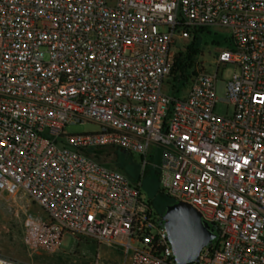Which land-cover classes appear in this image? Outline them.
Segmentation results:
<instances>
[{"label": "built area", "instance_id": "1", "mask_svg": "<svg viewBox=\"0 0 264 264\" xmlns=\"http://www.w3.org/2000/svg\"><path fill=\"white\" fill-rule=\"evenodd\" d=\"M208 28L229 46L213 71L195 56L169 95L177 53ZM84 122L99 130H65ZM106 147L140 156L135 184L92 155ZM147 172L215 228L191 264H264V0H0V193L39 207L23 218L28 249L71 234L124 263L177 264Z\"/></svg>", "mask_w": 264, "mask_h": 264}, {"label": "rangeland", "instance_id": "2", "mask_svg": "<svg viewBox=\"0 0 264 264\" xmlns=\"http://www.w3.org/2000/svg\"><path fill=\"white\" fill-rule=\"evenodd\" d=\"M230 38L231 33L224 29H205L199 33V52L196 58L203 61L207 70H215L213 58L217 50L229 46ZM233 70L232 67H227L222 77L218 79L219 97L225 96V82L231 77ZM165 87L171 96L180 97L183 94V88L175 92ZM217 110L225 109L222 104H217ZM65 130L69 134L96 132L99 130V125L93 122L68 124ZM98 159L119 169L132 184L139 180L141 159L137 153H124L117 148L106 147L101 150ZM157 187L156 175L147 172L141 187L143 196L152 199L153 210L161 213L168 199L165 193L157 190ZM28 211L40 212V209L26 197L9 199L0 193V255L33 264H93L96 257L99 258L100 264H129L124 263L121 250L94 242L88 243L83 239L75 240L71 234L63 236L61 247L55 251L28 249L23 240V218Z\"/></svg>", "mask_w": 264, "mask_h": 264}, {"label": "water", "instance_id": "3", "mask_svg": "<svg viewBox=\"0 0 264 264\" xmlns=\"http://www.w3.org/2000/svg\"><path fill=\"white\" fill-rule=\"evenodd\" d=\"M161 219L177 264L197 261L201 249L216 237L214 226L188 203H168Z\"/></svg>", "mask_w": 264, "mask_h": 264}, {"label": "trees", "instance_id": "4", "mask_svg": "<svg viewBox=\"0 0 264 264\" xmlns=\"http://www.w3.org/2000/svg\"><path fill=\"white\" fill-rule=\"evenodd\" d=\"M201 29L194 31V36L191 40V43L187 46L185 52H178L176 55V61L175 65L173 67V80L177 82L176 91H179V88L185 84L188 78V73L190 71L191 65L193 63V60L195 56L199 52V33L201 32ZM103 148H99L92 151V155L98 159V156ZM99 160V159H98ZM100 161V160H99ZM103 162V161H102ZM158 191H161L159 187H157ZM167 204L172 203L173 201L167 196ZM148 202L150 204H153L152 199L148 198ZM164 211V210H163ZM162 213V212H161Z\"/></svg>", "mask_w": 264, "mask_h": 264}, {"label": "crops", "instance_id": "5", "mask_svg": "<svg viewBox=\"0 0 264 264\" xmlns=\"http://www.w3.org/2000/svg\"><path fill=\"white\" fill-rule=\"evenodd\" d=\"M80 239L82 240V238H80ZM80 239H78V240H80ZM83 240H84V239H83ZM87 242H88V243H91V240H87Z\"/></svg>", "mask_w": 264, "mask_h": 264}]
</instances>
